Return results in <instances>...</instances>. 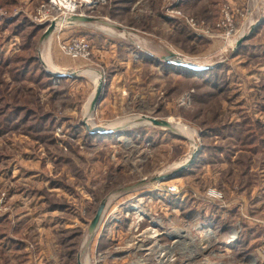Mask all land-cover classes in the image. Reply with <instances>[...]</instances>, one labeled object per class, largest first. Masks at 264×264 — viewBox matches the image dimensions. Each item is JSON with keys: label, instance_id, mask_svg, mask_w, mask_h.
<instances>
[{"label": "rangeland", "instance_id": "rangeland-1", "mask_svg": "<svg viewBox=\"0 0 264 264\" xmlns=\"http://www.w3.org/2000/svg\"><path fill=\"white\" fill-rule=\"evenodd\" d=\"M208 1L0 0V264H264V0Z\"/></svg>", "mask_w": 264, "mask_h": 264}, {"label": "water", "instance_id": "water-1", "mask_svg": "<svg viewBox=\"0 0 264 264\" xmlns=\"http://www.w3.org/2000/svg\"><path fill=\"white\" fill-rule=\"evenodd\" d=\"M92 20V18L87 17L85 15H77L74 14L72 16H70V18H68V22L69 23H75V22H90ZM57 29V23L56 21H52L50 23V25L48 26V28L46 29L45 33L42 36V40H46L48 39L53 32ZM255 28H251L250 33L254 30ZM248 39V36H243L240 40H238L237 43V47H240L241 44L246 41ZM163 60L167 63V64H172L175 67H180V68H185L188 70H192V71H197V72H203V71H207L209 70L212 66H197L194 65L190 62H187L185 59H183L182 57H180L179 55L173 53V52H169L168 55L163 57ZM75 72H68L65 74H59L58 77L59 78H64V77H75ZM104 79L101 77L100 81H99V85L96 89V93L93 97V99L91 100L90 103V112L95 111V109L97 108L98 104L101 102V100L103 99V91H104ZM148 121L150 123H152L155 126H162V127H166V128H171L172 125L170 122L164 121V120H157L155 118H147ZM84 126L86 127V130L88 132H90V134L93 135H101V136H107L110 134H113L115 132V130L112 129H107L105 127H99V126H95V127H90L86 122L83 123ZM198 156V154L196 152H194L190 159L185 163L182 164L181 166H179L177 169H175L171 174L169 175H164V176H160L159 178H156L157 180H165V179H171V178H176L178 177L182 172H184L185 170L189 169L195 162L196 157ZM105 208H106V201H103L100 206L98 207L96 214L93 218V220L90 223L89 226V231L90 233H93L94 231H96L102 221L104 212H105ZM81 264V263H79Z\"/></svg>", "mask_w": 264, "mask_h": 264}, {"label": "crops", "instance_id": "crops-1", "mask_svg": "<svg viewBox=\"0 0 264 264\" xmlns=\"http://www.w3.org/2000/svg\"><path fill=\"white\" fill-rule=\"evenodd\" d=\"M205 1H208V0H178V2L176 3V5H181L184 8V10H185V8H187V7L190 8L192 5L193 6L194 5L197 6V5H200L201 3L205 2ZM209 1H212V3H214L213 1L219 2L221 0H209ZM231 1H233L234 3L237 2L236 0H231ZM168 19H171V18L168 17ZM5 243L7 244V247L10 246V247H12L11 249H13V245H14L15 241L9 235V236H7L5 238ZM6 244H5V246H6ZM20 246H22V245L21 244H18V245L16 244L15 247H17V249H20Z\"/></svg>", "mask_w": 264, "mask_h": 264}, {"label": "bare ground", "instance_id": "bare-ground-1", "mask_svg": "<svg viewBox=\"0 0 264 264\" xmlns=\"http://www.w3.org/2000/svg\"><path fill=\"white\" fill-rule=\"evenodd\" d=\"M61 2H62V4L63 3H67V2H69V4H73L72 2H70L71 0H60ZM60 2V3H61ZM56 3V2H55ZM64 5V4H63ZM68 7V6H67ZM70 9V8H69ZM63 22H66V20L64 19L63 21H61V22H59L60 24L61 23H63ZM59 23H58V26H59ZM69 24H71V23H69ZM49 62V61H48ZM84 73V72H83ZM91 75H92V73H90ZM94 76V79L97 81V82H99V76H97V75H93ZM90 103V102H89ZM88 108H89V106H87V110H88ZM174 122V121H173ZM170 123H172V121H170ZM176 126H177V129H178V131L180 132V133H182L185 137H187V138H189L190 140H193V138H194V135H195V131H193V130H191V129H189V128H187L186 126H184V125H181V124H176ZM177 166V165H176ZM176 166L174 167V168H176ZM84 247V246H83ZM86 263H87V261H86ZM85 264V263H84ZM88 264V263H87Z\"/></svg>", "mask_w": 264, "mask_h": 264}, {"label": "built area", "instance_id": "built-area-1", "mask_svg": "<svg viewBox=\"0 0 264 264\" xmlns=\"http://www.w3.org/2000/svg\"><path fill=\"white\" fill-rule=\"evenodd\" d=\"M227 27H229V28L232 27V22H231V21L228 22ZM73 43H74V44H77V43H80V42H73ZM70 47H71V46H70ZM72 48H75V49H72ZM77 49H80V44H79V45L77 44L76 46H72L71 49H69V51H71V50H77Z\"/></svg>", "mask_w": 264, "mask_h": 264}, {"label": "trees", "instance_id": "trees-1", "mask_svg": "<svg viewBox=\"0 0 264 264\" xmlns=\"http://www.w3.org/2000/svg\"><path fill=\"white\" fill-rule=\"evenodd\" d=\"M19 71V70H18ZM19 74H23V71H21ZM17 111H19V110H17ZM101 136V135H100ZM102 137H104V136H102Z\"/></svg>", "mask_w": 264, "mask_h": 264}]
</instances>
